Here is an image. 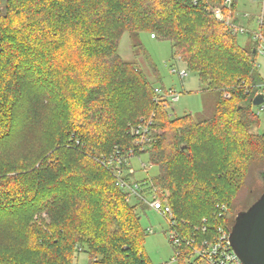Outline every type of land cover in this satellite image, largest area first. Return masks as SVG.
Masks as SVG:
<instances>
[{"label":"trees","instance_id":"obj_1","mask_svg":"<svg viewBox=\"0 0 264 264\" xmlns=\"http://www.w3.org/2000/svg\"><path fill=\"white\" fill-rule=\"evenodd\" d=\"M3 2L0 264H74L80 253L92 264H151L137 213L146 205L107 163L117 150L134 148L129 128L142 119L154 120L152 138L135 156L148 154L159 173L135 183L167 193L179 234L195 239L182 247L179 264H205L190 262L194 250L214 241L219 228L230 232L236 214L256 201L234 208L242 186L264 172V133L253 112L264 88L257 45L246 48L216 20L213 8L224 0ZM126 33L169 41L173 57L219 93L214 116L171 117L155 101V87H165L144 45L132 47L149 72L121 57ZM38 134L35 156L30 145ZM122 169L131 182V169Z\"/></svg>","mask_w":264,"mask_h":264},{"label":"rangeland","instance_id":"obj_2","mask_svg":"<svg viewBox=\"0 0 264 264\" xmlns=\"http://www.w3.org/2000/svg\"><path fill=\"white\" fill-rule=\"evenodd\" d=\"M3 0H0V12L5 13ZM236 11H233L234 18L242 26L253 31L257 27V21L259 16L263 13L264 0H240L237 4ZM238 13V15H237ZM240 20V21H239ZM253 25H250L251 22ZM248 35H239V42L251 48L256 45L255 42ZM136 43H142L148 53L150 54L153 62L158 68L162 82L160 85L166 89H175L180 94V99L177 103H171L168 106V112L171 117L178 118L186 114H191L196 121H204L211 119L215 114L216 103L219 98L218 92L207 90L205 87L199 84L198 77L189 71L179 58L173 57L172 45L169 41L158 40L152 38L147 33L141 34L137 39L132 40L129 33L124 34L120 43V55L128 62H134L138 60L144 70L149 72L145 63L144 57L139 54L138 48L133 49L132 45ZM258 55L256 56V69L257 73L262 77L264 81V55L260 54L257 50ZM172 68L178 71H186L188 76L185 79H181L177 72L171 73ZM148 74V73H147ZM149 75V74H148ZM150 76V75H149ZM152 79V76H150ZM261 93L264 94V88ZM227 98V97H226ZM253 112L259 117L258 131L260 134L264 133V109L261 107H253ZM256 132V129H255ZM39 134L37 135L35 143L32 141L31 153H36L40 146ZM39 153L33 154L37 156ZM2 157V153H0ZM128 168H132L130 171L133 172L131 176V182H140L144 184L146 178H152L157 176L159 168L151 166L149 163L148 154H142L140 156H126ZM111 161V158H109ZM38 165V164H37ZM129 172L125 171V175ZM149 181V180H148ZM263 180L261 175L256 174L254 177L244 183L241 191L237 195L234 201V208H241L243 205H248L258 199L259 195L263 191ZM146 193L145 195L151 196V191L148 189L149 185H141ZM126 192V191H125ZM161 194L167 196V193ZM130 204L134 205L136 200L131 196ZM146 206L142 205L141 208ZM137 213L141 219L142 227L147 230V234L144 242L145 252L150 260L151 264H166L171 263L172 260L176 259V249L169 240V226L167 221L158 213L152 210L138 209ZM47 218V214L42 215ZM152 230V233L150 232ZM175 262L173 264H179ZM74 264H92L90 257L87 253H80L76 256Z\"/></svg>","mask_w":264,"mask_h":264},{"label":"built area","instance_id":"obj_3","mask_svg":"<svg viewBox=\"0 0 264 264\" xmlns=\"http://www.w3.org/2000/svg\"><path fill=\"white\" fill-rule=\"evenodd\" d=\"M232 4L233 0H224L221 7L213 8L216 20L223 23L234 36H251L250 38L257 45L256 50L264 55V8L263 13L258 18L256 29L250 31L235 20L232 11ZM152 38L155 39V36L152 35ZM176 72L181 79H185L188 76L186 71H178L177 69L172 68L171 73L174 74ZM155 95V101L163 105L166 109L169 104L177 103L180 99V94L175 89H166L160 86L155 87ZM258 107L264 109V103ZM153 121V119H142L139 124L130 125L129 134L133 138L134 148L130 149V152L127 155L121 150H117V152L112 155L111 161H108L107 163L109 167H116L114 172L119 176L118 184L122 188L127 190L131 195L139 198V200L150 210L158 213L167 221L169 226V240L176 249V259L172 260L171 263L166 264H173L180 258L183 246L191 247L197 244L195 239L184 236L182 237L179 234L173 211L167 202L166 197L161 194L159 189L152 188V194L148 197L145 193H141L143 189L138 184L122 180L124 174L122 167L127 163L126 156H135L136 150H138V152H143L147 149L146 146L150 143L152 138L151 127ZM221 210L225 212L227 208L222 206ZM206 223L207 220L203 219V232L207 231ZM150 232L152 233V230H150ZM197 258H201L205 264H244L232 249L230 244V232L223 227L218 229L214 241H203L200 244V248L194 250V256L191 257L190 262H193Z\"/></svg>","mask_w":264,"mask_h":264},{"label":"water","instance_id":"obj_4","mask_svg":"<svg viewBox=\"0 0 264 264\" xmlns=\"http://www.w3.org/2000/svg\"><path fill=\"white\" fill-rule=\"evenodd\" d=\"M263 103L264 94L253 100L254 107ZM261 177L264 184V172ZM230 244L244 264H264V192L249 208L236 214Z\"/></svg>","mask_w":264,"mask_h":264},{"label":"crops","instance_id":"obj_5","mask_svg":"<svg viewBox=\"0 0 264 264\" xmlns=\"http://www.w3.org/2000/svg\"><path fill=\"white\" fill-rule=\"evenodd\" d=\"M237 15H238V13H237ZM237 20H238V18H237ZM240 21V20H239ZM254 24V22L252 21L251 23H250V25H253ZM186 65V64H185ZM130 169H132V168H130ZM137 203V202H136ZM135 203V204H136ZM138 209H142V210H145V209H148V210H150L149 208H147V207H145V208H141V206H139L138 208H137V210Z\"/></svg>","mask_w":264,"mask_h":264}]
</instances>
